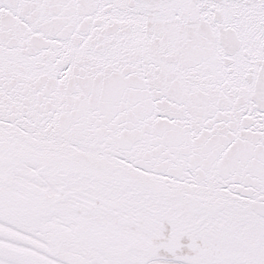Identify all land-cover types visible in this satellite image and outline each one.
<instances>
[{"label":"snow or ice","instance_id":"obj_1","mask_svg":"<svg viewBox=\"0 0 264 264\" xmlns=\"http://www.w3.org/2000/svg\"><path fill=\"white\" fill-rule=\"evenodd\" d=\"M0 264H264V0H0Z\"/></svg>","mask_w":264,"mask_h":264}]
</instances>
